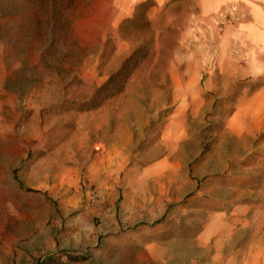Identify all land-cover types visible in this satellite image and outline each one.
I'll use <instances>...</instances> for the list:
<instances>
[{"label": "rangeland", "instance_id": "rangeland-1", "mask_svg": "<svg viewBox=\"0 0 264 264\" xmlns=\"http://www.w3.org/2000/svg\"><path fill=\"white\" fill-rule=\"evenodd\" d=\"M225 0H0V264H264V26Z\"/></svg>", "mask_w": 264, "mask_h": 264}, {"label": "crops", "instance_id": "crops-1", "mask_svg": "<svg viewBox=\"0 0 264 264\" xmlns=\"http://www.w3.org/2000/svg\"><path fill=\"white\" fill-rule=\"evenodd\" d=\"M225 2L230 8V12H234V8L245 7V13L250 14L252 18L258 21L260 19L264 21V0H225Z\"/></svg>", "mask_w": 264, "mask_h": 264}, {"label": "trees", "instance_id": "trees-1", "mask_svg": "<svg viewBox=\"0 0 264 264\" xmlns=\"http://www.w3.org/2000/svg\"><path fill=\"white\" fill-rule=\"evenodd\" d=\"M39 264H43V262L39 263Z\"/></svg>", "mask_w": 264, "mask_h": 264}]
</instances>
